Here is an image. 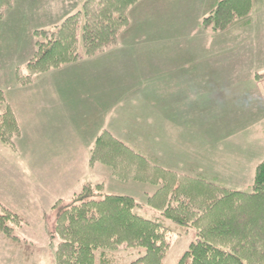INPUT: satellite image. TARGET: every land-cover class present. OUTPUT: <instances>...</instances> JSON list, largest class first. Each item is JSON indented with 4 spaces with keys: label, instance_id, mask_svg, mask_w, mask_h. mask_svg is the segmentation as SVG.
Returning <instances> with one entry per match:
<instances>
[{
    "label": "rangeland",
    "instance_id": "374dc122",
    "mask_svg": "<svg viewBox=\"0 0 264 264\" xmlns=\"http://www.w3.org/2000/svg\"><path fill=\"white\" fill-rule=\"evenodd\" d=\"M215 1L142 0L130 10L119 44L104 53L43 73L25 86L15 83L14 69L0 75V88L22 127L17 149L0 140V201L22 217L12 231L17 238L0 232V264H55L59 237L53 205L70 200L89 181L103 182L106 193L133 195L136 213L161 220V210L147 204L157 185L120 181L109 166L90 163L103 127L155 154L163 166L251 188L255 166L264 158L259 102L264 86L251 79V68L264 70V36L245 27L247 17L223 31L205 27L202 21ZM46 4L26 0L25 8L23 0H15L4 10L0 32L17 33L22 42L13 68L31 56L34 29L69 14L48 12ZM256 15L260 18L258 10ZM6 46L0 43V54ZM164 223L171 232L163 264H177L197 239V229L170 219ZM111 252V264H144L136 262L141 248L122 245Z\"/></svg>",
    "mask_w": 264,
    "mask_h": 264
},
{
    "label": "trees",
    "instance_id": "16d2710c",
    "mask_svg": "<svg viewBox=\"0 0 264 264\" xmlns=\"http://www.w3.org/2000/svg\"><path fill=\"white\" fill-rule=\"evenodd\" d=\"M141 1L84 0L79 10L60 22L34 29V50L23 65L14 68L15 83L32 84L43 73L116 46L130 24V10ZM14 2L0 0V18ZM252 8L253 0H216L202 23L223 31L248 17ZM254 77H264V71ZM21 134L17 112L0 88V140L14 150ZM157 160L155 154L129 145L109 128L100 130L90 150V163L109 166L120 181L157 185L147 204L161 210V220L136 213L139 203L133 195L106 193L103 182H86L70 200L60 198L53 205L59 237L55 264H111V251L122 245L144 250L136 262L163 264L171 232L165 219L197 229V239L177 264H264V158L255 166L249 190L169 168ZM21 220L17 211L0 201V232L17 238L12 231Z\"/></svg>",
    "mask_w": 264,
    "mask_h": 264
},
{
    "label": "crops",
    "instance_id": "0c3cea01",
    "mask_svg": "<svg viewBox=\"0 0 264 264\" xmlns=\"http://www.w3.org/2000/svg\"><path fill=\"white\" fill-rule=\"evenodd\" d=\"M25 1L26 0H23V3H24V6L26 8ZM80 1L81 0H47V4L44 6L47 8L48 12L51 9H53L54 11H57V12H59L62 9L63 14L64 13L71 14V13H74L77 10H79L78 9V7H79L78 3H80ZM83 1L84 0H82L81 4L83 3ZM6 10L8 11L10 9L8 8ZM40 10H42V13H45V12H43V8H40ZM257 10H258V14H259L260 18L256 15ZM7 11H4V17H3L4 19L7 17ZM72 11H74V12H72ZM66 15H68V14H65V16ZM254 16H256L258 19H256V17H254ZM2 19H0V20H2ZM242 22L245 25V27L251 26L253 31L260 32V36H264V31L261 30V26L264 27V0H253V12L245 19V21H242ZM2 34L3 33L0 32V35H2ZM0 43L7 44V46L2 50L3 54H0V56H1V58H0V75H2L3 72L8 70V69L11 70V72L13 71V69H14L13 68L14 67L13 58L15 55L19 54L23 49H22V47L19 46L20 44L22 45V42L20 41L19 34H17V33H15V35H12V32H10V35L7 37H4L3 35L0 36ZM251 43H253V41ZM251 69H253L251 72L252 82H254V83L256 82L257 84H263V86H264V77H262L260 79H255V77H254V75L257 72H263L264 70L263 71L262 70H256V68H254V67ZM259 102H260V106H261V111L263 112L262 116L264 117V90H261ZM69 114L70 113H68L66 115H69ZM103 128H107V127H103ZM260 128H262V126L254 127L253 130L260 131L259 130ZM255 131H253V132H255ZM254 136L255 135L252 134V139L254 138Z\"/></svg>",
    "mask_w": 264,
    "mask_h": 264
}]
</instances>
